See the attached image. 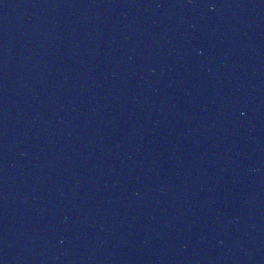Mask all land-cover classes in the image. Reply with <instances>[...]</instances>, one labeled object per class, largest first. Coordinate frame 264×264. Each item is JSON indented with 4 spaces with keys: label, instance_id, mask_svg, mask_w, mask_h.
<instances>
[{
    "label": "water",
    "instance_id": "95a60500",
    "mask_svg": "<svg viewBox=\"0 0 264 264\" xmlns=\"http://www.w3.org/2000/svg\"><path fill=\"white\" fill-rule=\"evenodd\" d=\"M0 264H264V0H0Z\"/></svg>",
    "mask_w": 264,
    "mask_h": 264
}]
</instances>
